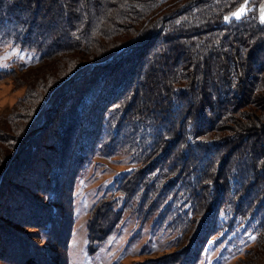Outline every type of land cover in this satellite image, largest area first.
<instances>
[{
  "label": "trees",
  "instance_id": "obj_1",
  "mask_svg": "<svg viewBox=\"0 0 264 264\" xmlns=\"http://www.w3.org/2000/svg\"><path fill=\"white\" fill-rule=\"evenodd\" d=\"M245 1V14L225 22V16ZM261 2L0 0V43L36 55L29 65L19 69L15 80L25 87L24 95L6 120L0 121V136L6 128L19 131L15 136L4 134L0 138L9 140L7 151L16 153L3 167L6 178L18 174L14 184L18 179L38 180L41 174L44 184L51 187L53 178L60 170L65 171L64 154L70 143L77 137L75 146L79 144L78 133L88 121L85 131L98 134L93 148L100 147V138L109 135L105 146L108 141L115 147L119 143L140 163L129 175V185L131 192L145 193V203L157 201L158 190L165 184L184 186L188 191L180 170L196 188L199 184L206 187L211 199L205 201L202 196L197 212L199 230L192 228L178 247L190 253L194 264L210 241L205 232L223 206L231 213L243 210V217L258 221L260 234L245 255L264 253V22L258 18ZM60 58L67 64L61 72L53 71L63 63ZM44 69L45 77L34 81ZM110 87L116 89L114 94L108 93ZM108 94L112 97L101 115L99 111ZM219 94L224 98L217 97ZM237 105H243V124L234 125L242 128L243 148L255 155V161L246 162L250 178L243 175L242 189L237 186L240 172L232 164L218 165L215 157L197 175L203 158L190 153L191 149L209 153L226 143L225 139H204L200 131L204 128L207 134L212 130L207 111L215 113L217 121L219 109L233 116ZM16 107L21 108V114ZM193 116L195 121L191 120ZM232 116L227 120L231 122ZM121 130L123 135L132 133L134 140L122 135L118 141ZM134 135L140 140L136 141ZM253 139L258 141L252 145ZM258 149L262 153H257ZM6 178L0 182V215L6 213L8 219L1 225L7 227L3 230L7 232L5 237H12L19 235V221L10 224V218L24 208L23 204L31 210L41 205L34 198L40 181L33 189L14 184L16 194L24 199L3 191ZM163 180L165 183L157 182ZM62 184L66 186L67 182ZM50 191L49 188L47 194L53 197ZM168 196L170 201L173 196ZM129 201L140 203V196ZM43 205L46 220L42 227L46 228L53 210ZM37 219L27 221L36 224ZM256 264H264V257H259Z\"/></svg>",
  "mask_w": 264,
  "mask_h": 264
},
{
  "label": "rangeland",
  "instance_id": "obj_2",
  "mask_svg": "<svg viewBox=\"0 0 264 264\" xmlns=\"http://www.w3.org/2000/svg\"><path fill=\"white\" fill-rule=\"evenodd\" d=\"M246 5L247 2H243L227 14L224 21L240 19L247 11ZM241 9H244L242 13ZM236 13H240L239 16L235 15ZM258 18L264 22V0L259 5ZM32 53L0 43V121L6 120L8 112L25 93V87H21L15 80L19 76V69L29 65L36 56ZM60 60L64 64L52 68L53 71L61 72L60 69L67 64L65 59ZM46 74V69L39 71L34 81L44 78ZM132 87L133 85L130 89ZM115 92V88H109L108 93ZM111 97L109 94L106 96L99 111L101 115L110 103ZM217 97L224 98L221 94ZM227 97L230 98L229 95ZM66 104L69 105L70 101L68 100ZM216 107L218 109V105H215V110ZM16 111L22 113L21 108L16 107ZM219 112L220 119L215 121V113L207 111V117L212 119V130L206 134L207 130L202 128L200 136L202 134L201 137L204 136V139H225L226 143L216 150H209V153L208 151L205 153V149L203 151L191 149L190 153L203 158L197 175L203 173L206 163L215 157L219 159L215 160L218 165L226 163L229 167L232 164L240 172L237 186L242 189L243 175L250 178L246 162L255 161L254 152L243 148V131H240L242 128L234 125L243 124L241 114L243 105L235 107L233 116L230 113L225 115L222 108ZM229 116H232L231 122L227 120ZM236 116L239 117L238 120L234 119ZM195 119L197 118L191 117L192 121ZM88 124L87 121L78 133L79 144L75 146L77 137L70 143V148L64 154L65 171L60 170V174L53 178L51 187L44 184V175L41 174L38 180L32 177V180L18 179L14 183L16 186L26 184L33 189L34 184L40 181L36 186L37 193L34 198L50 211L53 210V213L49 219L50 225L44 228L42 223L46 220L45 209L38 205L31 210L28 204H23L28 210L23 208L10 218V224L15 220L19 221L16 225L19 235L14 234L12 237H5L7 232L3 230L7 227L1 225L7 222L8 214L0 215V264H194L190 253H183L185 249L178 247L192 228L199 230L197 212L201 208L202 196L205 201L211 199L207 195L206 187L199 184L196 188L194 182L180 170L188 191L184 190V186L173 187L165 184L158 190L160 194L157 201L152 204L145 203L147 201L143 198L145 193L135 194V190L130 191L129 185L131 178L129 175L140 167V163L119 143H116L115 147L114 142L108 141L105 146V141L111 138L109 135L100 138V147L93 148L98 134L86 132ZM7 126L8 124H5V128ZM106 130L107 128H104L103 131ZM17 132L6 128L1 136L4 137V134L15 136ZM55 132L58 134V130ZM122 135L121 130L118 141L122 140ZM131 135L132 133H126L123 136L127 138L126 140L132 141L134 139ZM134 138H137L136 141L140 140L138 136L134 135ZM256 141L258 140L253 139L251 144ZM7 143L9 140L0 139V182L6 178L4 165L16 155L12 149L7 151L9 148ZM174 148L175 146L171 151ZM211 152L218 154L215 156ZM257 153L262 151L258 149ZM81 154L85 155L81 157ZM181 162L179 160L178 164ZM16 175L18 174L6 178V183L2 186L3 191L10 194L18 192L13 184ZM63 181L67 182L66 186L62 184ZM157 182L165 183L164 180ZM49 188L53 197L47 194ZM252 191L253 189L249 190V193ZM168 194L173 196L170 201ZM137 195L140 196V203L129 201ZM20 196L21 194H16V197ZM21 198L25 199L24 196ZM240 200H243V196ZM1 203L0 198V206ZM36 219V224L27 221ZM212 224L205 232L206 238H210V241L199 253L197 264H256L259 257L261 259L264 257L261 251L255 256V251L251 257L245 255L253 248L252 245L257 240L261 227L258 221L253 222L249 216L243 217V210L236 209L231 213L223 206L216 211Z\"/></svg>",
  "mask_w": 264,
  "mask_h": 264
},
{
  "label": "snow or ice",
  "instance_id": "obj_3",
  "mask_svg": "<svg viewBox=\"0 0 264 264\" xmlns=\"http://www.w3.org/2000/svg\"><path fill=\"white\" fill-rule=\"evenodd\" d=\"M240 11H241V13H242V12L244 11V9H241ZM239 14H240V13H236L235 15L239 16Z\"/></svg>",
  "mask_w": 264,
  "mask_h": 264
}]
</instances>
